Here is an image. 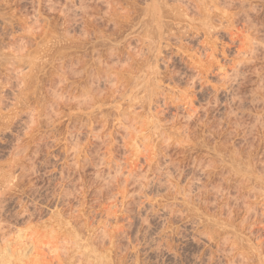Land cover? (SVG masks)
<instances>
[{
	"label": "rangeland",
	"instance_id": "1",
	"mask_svg": "<svg viewBox=\"0 0 264 264\" xmlns=\"http://www.w3.org/2000/svg\"><path fill=\"white\" fill-rule=\"evenodd\" d=\"M198 1L0 0V264H264V0Z\"/></svg>",
	"mask_w": 264,
	"mask_h": 264
},
{
	"label": "bare ground",
	"instance_id": "2",
	"mask_svg": "<svg viewBox=\"0 0 264 264\" xmlns=\"http://www.w3.org/2000/svg\"><path fill=\"white\" fill-rule=\"evenodd\" d=\"M164 1V0H163ZM177 1V0H176ZM155 2H157V1H155ZM167 2V1H166ZM197 4H201V3H203L202 1H198L197 0ZM165 3V2H164ZM163 4V3H162ZM204 4H206V2L204 3ZM165 5V4H164ZM203 5V4H202ZM202 5L200 6V8L202 7ZM205 6V5H204ZM203 6V7H204ZM202 7V8H203ZM150 12V11H149ZM186 15V14H185ZM184 15V16H185ZM187 17V16H186ZM185 17V18H186ZM188 19H190V18H188ZM25 39H28V38H25ZM30 41V40H29ZM33 42V41H32ZM13 47V46H12ZM15 48V47H14ZM18 49V48H17ZM2 50V49H1ZM0 50V51H1ZM11 51V50H10ZM19 52V50L17 51V53ZM27 53V52H26ZM22 54L21 52H19L18 54H16L15 53V51L13 52V53H5V52H0V63H1V65H3L4 64V66L6 67V71H8V73H9V75H11V76H13L14 78H20L22 81L24 80V79H27V77L28 76H30L29 74L30 73H32L33 72V70H34V68L36 67L35 65V57H32V56H30L28 53L27 54ZM5 67H4V69H5ZM59 74V73H58ZM5 75V74H4ZM32 76V75H31ZM53 76V75H52ZM59 76V75H58ZM56 77V76H55ZM60 77V76H59ZM12 80H13V78H12ZM60 80V79H59ZM25 81V80H24ZM58 81V80H57ZM6 82V81H5ZM55 82V81H54ZM59 82V81H58ZM25 83V82H24ZM22 84V83H21ZM19 85V84H18ZM55 85V84H54ZM16 87V86H15ZM18 87H20V86H18ZM84 87V86H83ZM80 88H82V87H80ZM18 89V88H17ZM84 89V88H83ZM13 91V90H12ZM19 91V90H18ZM54 91V90H53ZM56 92V91H55ZM85 92V91H84ZM82 93V92H81ZM86 93V92H85ZM13 94V93H12ZM14 95V94H13ZM53 95V94H52ZM81 95V94H80ZM83 95V94H82ZM85 95V94H84ZM83 95V96H84ZM89 95V94H88ZM17 96H19V93H18V95ZM21 96V95H20ZM23 96V95H22ZM54 96H56V95H54ZM74 97V96H73ZM0 98H1V96H0ZM17 98V97H16ZM79 98L80 99H82L80 96H79ZM19 99H21V98H19ZM23 99V98H22ZM75 99H77V97H75ZM15 100V99H14ZM19 101V100H18ZM82 102H83V100H81ZM17 102V101H16ZM36 111H38V110H36ZM30 115V114H29ZM31 116V115H30ZM30 122H31V120H30ZM23 152V150H21V149H17V151H15V156H13L14 157V160H13V168L14 167H18L19 165L21 166V162L19 163V165H18V161H20V154ZM13 159V158H12ZM18 168H20L21 169V167H18ZM17 168V169H18ZM17 169H15V170H17ZM23 169V168H22ZM15 170H13V169H11L10 171H5V178L4 179H2V178H0V180L2 179V180H4V182H3V184L2 185H4L3 187L4 188H7L8 186H9V184H10V182L11 181H13V180H11L12 178H15L16 177V175L14 174L15 172ZM19 170V169H18ZM2 172V171H1ZM7 172V173H6ZM17 172V171H16ZM4 173V172H3ZM2 173V174H3ZM1 177H2V175H1ZM11 185V184H10ZM10 187V186H9ZM3 191H5L4 189H2ZM1 190V191H2ZM6 192V191H5ZM3 195V194H2ZM1 195V196H2ZM4 196V195H3Z\"/></svg>",
	"mask_w": 264,
	"mask_h": 264
}]
</instances>
